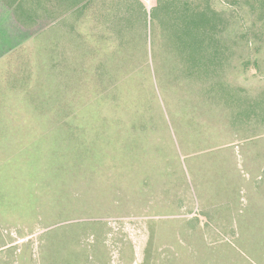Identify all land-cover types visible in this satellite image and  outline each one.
<instances>
[{"label": "rangeland", "instance_id": "1", "mask_svg": "<svg viewBox=\"0 0 264 264\" xmlns=\"http://www.w3.org/2000/svg\"><path fill=\"white\" fill-rule=\"evenodd\" d=\"M137 1L147 14L156 3V0L105 1L106 11H110L100 29L105 26L101 30L111 40L107 47L117 44L123 18L133 13V9H125L128 4L137 9ZM91 6L98 8L93 2ZM215 9L220 10L217 6ZM230 11L227 9L224 15L235 21L234 13ZM95 34L90 31L32 33V37L27 39L22 36V41L11 51L5 53L0 50V164L15 162L21 167L25 152L39 154L42 149L44 154L47 150L42 145L49 141L53 147L52 157L65 161V165L50 175L51 180L41 181V200L28 202L30 208L35 205L41 209L37 208L38 214L32 219L18 213L21 204L26 206V188L16 189L20 183L11 182V169L7 164L0 168V264H61L65 255L76 253H81L83 260L67 257L63 259L65 264H264V203L260 201L251 200L241 211L236 209L233 218L228 219L232 224L227 225L228 232L224 233L234 239L216 242L210 249H206L200 234L187 232L184 227L180 237L187 235V241L175 239L172 232L165 233L164 229L168 225L172 227L173 221H156L162 223L158 225L151 220V224L147 223V213L164 215L161 206L148 207L150 201L171 196V191L163 192L162 187L175 184V189L184 191V178H187V163L190 161L185 151L218 146L235 131L236 126L234 130L232 127L239 119L233 123L230 119L229 122L231 115L228 110L218 111L215 105L202 101L201 108L194 107L192 102L197 94L176 96L180 89L165 87L168 85L166 77L158 82V90L146 67L149 55L144 52L149 40L143 35L137 42H141L144 51L135 48V42L130 45V50H136L127 56L132 64L128 71L125 69L129 76H117L123 77L117 93L119 96L123 94L124 102H116L112 94L102 103L92 104L96 100L90 98L98 94L100 88L95 87L97 83L92 76H86L83 67L92 57L104 58V48H98L100 44L95 41L103 38L95 39L92 37ZM244 34L247 41L253 37L250 31ZM134 38L131 34V39ZM238 42L240 48L236 50V56L251 58L255 46L248 49L244 40L238 39ZM119 49H123L120 42ZM241 59L234 57L235 65H239ZM237 69L224 76L229 78V84L248 98L247 107L252 106L255 99L264 95V49L259 69L250 67L245 72ZM77 70H80L79 74ZM80 80H88V84L80 83V88ZM30 92L37 103L30 99ZM79 92L87 95L85 104L73 103L75 97L71 95L79 96ZM42 94L53 96L56 114L62 118L63 113H70L73 115L71 120H56L52 124L51 121L55 120ZM199 99L213 102L211 96ZM83 104L86 107L78 112L77 108ZM127 106L134 114L144 116L145 125L127 123L124 115L118 123L116 119L97 118L100 117L97 112L112 117L123 113ZM235 117L234 112L232 118ZM254 118L251 115L243 118L244 123L240 126L255 138L249 141L256 143L246 144L235 137L243 144L241 152L249 156L242 163L251 178L249 187L261 190L264 189V119ZM73 125L88 129L86 137H83L91 149L88 154L74 151ZM45 126L53 127L51 134ZM142 127L145 128L142 130ZM16 154L21 158L14 159ZM39 220L54 226L43 229L44 224H39ZM155 228L162 231L148 234ZM52 230L56 231L46 237V232ZM162 248L167 249L165 253L171 255L170 258L158 256L164 253V250H159ZM203 249L208 250L204 255L211 257L182 255L180 259L172 256L178 251L192 255L191 250Z\"/></svg>", "mask_w": 264, "mask_h": 264}, {"label": "trees", "instance_id": "2", "mask_svg": "<svg viewBox=\"0 0 264 264\" xmlns=\"http://www.w3.org/2000/svg\"><path fill=\"white\" fill-rule=\"evenodd\" d=\"M137 5L139 6H137V9L132 8L129 4L127 5L125 10L133 9V13L123 18V26L121 24V28L118 31L116 45L107 47L111 40L110 38H106L105 33L102 31L104 28L100 31H94V27H91L90 33H97L92 37L95 39L103 38L102 40H95L100 44L97 47L104 48L102 51L104 54L103 59H93L92 57L89 63L83 67L86 76H92L96 80L94 83H97L95 87L100 88L99 93L102 92L91 96L90 99L92 101L96 100L92 104L102 103V101L109 99L112 94L117 95L116 97L113 95L116 102H120V104L124 102L123 94L119 96L117 93L118 86L123 77L118 78L117 76H129V74L127 75L125 73L132 67V64L127 60V56L131 51L134 52L136 50L135 48L144 51V46L141 42H137V40H140L142 35L145 39L148 36L149 45L144 52L149 55L147 56L149 61L146 67L150 70L149 76H153L152 79H154L156 88L159 90V87H157L158 82L162 80V77H166L168 79V85H164L165 87L168 89H180L176 92V96H185L184 94L188 95V93L197 94L195 95L197 98L192 102L194 107L201 108L200 102L202 101L206 104L215 105L214 108L218 111L222 110L225 112L228 110L231 115L228 119L229 122L230 119L232 123L239 119L232 127L234 130V126H236L235 131H233L234 135L246 144H255L256 142L249 141L253 137H250L249 133L246 134V130L240 124H243V118H248L249 115H251V118L255 116V120L259 118L264 119V95H261L260 99H255L252 106L247 107L248 98L243 96L240 90H237V88L229 84V78L224 76V74L237 68L238 71L243 72L250 67L254 69L260 68V55L262 56L264 49V0H156L155 6L149 14H147L146 10L142 9L143 7L140 2L137 1ZM215 6L220 10H216ZM229 8L231 9L230 12L232 14L234 13L235 21L228 20L224 15ZM237 27H240V29ZM246 31L252 32L253 35L248 41L244 36ZM131 34L135 36L133 40L131 39ZM9 36H12L14 39H22V36H25L27 39L32 37V33L24 35L11 34ZM88 37L91 38L90 36ZM59 38L60 36L58 35L57 39ZM238 39L244 40L248 49L255 46L251 58H249L250 56H236V50L240 48ZM119 42L123 46L122 50L119 49ZM133 42L136 43L135 48L130 50V45H134ZM11 49L13 48H1L0 50L6 53L11 51ZM239 55H242V52ZM234 57L242 58L239 65H235ZM126 68L127 71L125 72ZM79 71L77 70L78 74L80 73ZM140 73L138 71L139 76ZM80 83L88 84V80H80L78 87L82 88V84ZM185 85L190 87H181ZM30 94L32 93H29L30 99L37 103L38 100H34V97H31ZM78 95H71L73 98L75 97L73 103H77L78 101L82 103L85 101L84 98H87V95L81 92ZM208 96L212 97L213 102L199 99L200 97ZM129 97L133 98L131 95ZM42 99L45 100V103L48 101L46 105L50 106L53 114L52 117H54L53 120H55L51 121L52 124L56 120L62 122L71 120L73 115H70V113H63L62 118L56 114V103L54 102L53 96H44L42 94ZM84 104L77 108L78 112L83 107H86ZM120 104L116 107L117 113ZM126 104L127 102L124 103V105ZM63 106L65 107V100H63ZM128 106L123 113H114L115 115H112V117L97 112L100 116H97V118H101L102 120L104 118L116 119L118 123L121 121L122 115H124L127 123L140 122L145 125L144 116L134 114ZM36 107L38 110V105ZM234 112L236 113V117L232 118ZM75 114L76 112L74 110ZM238 125L239 128H237ZM73 126V137L76 142L74 151L80 154H88L91 149L84 140L88 129L86 127L82 129L78 125ZM45 128L49 129L48 132H50L53 127L45 126ZM144 128L142 127V130ZM95 139L99 141V138ZM51 145V141L42 145L47 150L44 154L41 153L42 149L39 151L41 154L32 152L31 155L29 152H25L26 158L24 157L25 160L21 162V167L19 163L15 162H3L0 164V168L3 164H7L8 168L11 169L9 170L11 173V182L17 181L20 183V187L16 189L22 190L26 188L24 192L26 206L21 204L19 208L20 212H18L20 216L26 219L35 218L38 214L37 208L40 209V207H35V205L30 208L28 202L32 200L34 203H38L43 197V188L40 185L41 181L44 179L51 180L52 177L50 175L54 174L53 172L56 169L65 165V161L55 160L52 157ZM97 150L100 151L98 148ZM15 158H21V156L16 154ZM22 180L23 182L21 183L20 181ZM39 224H44L42 226L43 229L54 226L45 224L42 220H39ZM55 231L46 232V237H49ZM67 257H73L76 260L77 258H81L83 260L81 253H76L75 255L70 254L65 255V258H61V264H65L63 259Z\"/></svg>", "mask_w": 264, "mask_h": 264}, {"label": "crops", "instance_id": "3", "mask_svg": "<svg viewBox=\"0 0 264 264\" xmlns=\"http://www.w3.org/2000/svg\"><path fill=\"white\" fill-rule=\"evenodd\" d=\"M105 1L107 0H0V49L15 48L19 45L17 43L21 40L12 38L9 36L11 34L48 31L56 34L79 33L90 31L91 27H94V31H100L105 27L100 29L108 15ZM92 2L97 4L98 8L93 9ZM223 134L225 136L226 132L223 131ZM239 142L231 132L229 138L225 137L218 146L185 151V156L190 161L187 163L184 191L175 189V184L162 187L163 192L170 190L171 196L166 199L157 198L156 202L150 201L148 207L159 205L164 215L147 213V223L151 224L149 220L154 221L156 225L162 224L156 221H173L174 226L168 225L164 229L165 233L172 232L175 239L187 241V235L180 237L184 227L187 232L200 234L202 242L207 245L206 249H210L216 242L233 240L234 237L229 238V235L224 233L228 232L227 225L232 224L228 219L233 218L236 209L241 211L251 200L264 203V189L252 190L249 187L251 178L242 164L249 156L241 152L243 144ZM171 179L174 180L172 177ZM150 231L148 234L153 235L152 232L158 233L162 230L155 228ZM167 237L166 235V239ZM159 250H164V253L158 256L171 257L165 253L166 248ZM206 251L208 250H191L192 255L178 251L172 256L180 259L182 255L211 257L204 255ZM220 255L224 257L223 254Z\"/></svg>", "mask_w": 264, "mask_h": 264}]
</instances>
